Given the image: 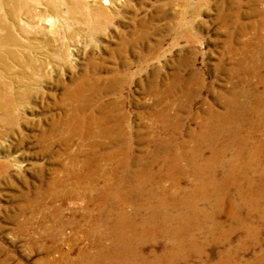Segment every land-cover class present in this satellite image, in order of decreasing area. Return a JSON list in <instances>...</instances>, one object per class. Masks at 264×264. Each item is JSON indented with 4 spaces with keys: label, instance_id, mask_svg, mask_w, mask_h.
<instances>
[{
    "label": "rangeland",
    "instance_id": "374dc122",
    "mask_svg": "<svg viewBox=\"0 0 264 264\" xmlns=\"http://www.w3.org/2000/svg\"><path fill=\"white\" fill-rule=\"evenodd\" d=\"M53 1L62 15L52 29L21 25L19 34L22 43H35L20 52L21 60L49 55L52 68L42 72L12 62L11 72L0 73L13 105L0 110V264H65L64 256L76 260L84 250L95 252L98 236L90 232L101 224L89 199L102 188L142 203L130 195L135 162L146 155L148 161L160 139L170 138L166 124L174 129L172 149L188 150L206 113L221 114L233 91L251 93L239 96L243 104L264 97V0ZM79 111L85 130L66 123ZM162 111L166 121L158 118ZM119 125L130 152L107 160L104 154L118 148ZM256 138L264 140V128ZM96 147L103 158L89 167ZM119 176L124 187L117 190ZM191 180L185 175L180 187L190 188ZM163 183L170 187L171 179ZM220 221L229 224L225 213ZM243 235L234 233L233 247ZM261 238L264 248V229ZM162 240L145 252L160 254ZM221 251L209 247L212 261Z\"/></svg>",
    "mask_w": 264,
    "mask_h": 264
},
{
    "label": "bare ground",
    "instance_id": "6f19581e",
    "mask_svg": "<svg viewBox=\"0 0 264 264\" xmlns=\"http://www.w3.org/2000/svg\"><path fill=\"white\" fill-rule=\"evenodd\" d=\"M30 1L38 5L34 6ZM4 9L8 10L2 13ZM70 10L68 6V13ZM60 15L61 11L53 0L0 2V73L11 72L12 62L42 72L51 69L53 65L49 55L44 58L36 56L39 58L37 65L31 57L21 60L20 52L26 53L35 43L32 40L22 43L19 34L23 35L21 25L35 29L36 24H44L52 29ZM50 40L45 42L50 45ZM8 85L0 82V99L7 104L0 102V110L13 107L12 99L5 93ZM241 91V94L232 92L221 114L206 113L203 130L192 135L195 146L191 149L179 146V152L174 151L171 147L175 142L174 129L166 124L170 138L164 142L160 139L159 145L148 153V161L146 155V161L139 159L135 162L138 171L132 176L135 186L130 195H135L142 203L136 204L129 198L124 200L119 193L112 195L113 191H101L102 188L97 197L89 199L90 204L97 205L98 213L94 219L101 224L90 232L91 236H98L94 241L97 250H84L76 260L64 256L65 264H191L193 260L198 264H264V248L261 247V232L264 229V140L255 139L264 128V107H261L264 97L256 96L254 105L243 104L239 96L248 98L251 93L244 89ZM80 112L76 116L75 113L67 116L66 123L71 120L74 128L80 123L85 130ZM158 118L167 120L163 111ZM117 129L120 136L113 143L118 148L104 154L107 160L108 157L116 159L119 154L124 159L131 149L129 143L122 142L125 136L123 127L119 125ZM96 146L101 147L99 144ZM96 150L97 147L92 156L88 155L86 165L89 167L92 161L98 163L103 158ZM183 161L185 164L182 165ZM121 162L125 171L130 169L126 160ZM187 174L192 176L190 188H182L181 180ZM76 178L79 183L86 180ZM167 178L171 179L170 187L163 183ZM118 179L117 190L124 187L121 176ZM103 199L111 201V206L108 205L111 209L107 210L101 204H104ZM127 207H131L132 212ZM223 213L229 221L227 227L220 221ZM241 231L244 235L233 247L232 237ZM159 239H163L161 253L148 255L145 248L149 243L158 244ZM211 246L223 248L214 261L209 252ZM257 248L261 249L258 253L255 252ZM251 249H254V254L248 259L245 256Z\"/></svg>",
    "mask_w": 264,
    "mask_h": 264
}]
</instances>
